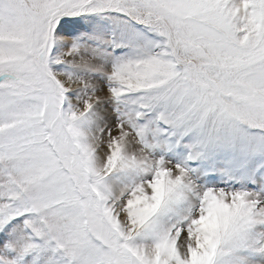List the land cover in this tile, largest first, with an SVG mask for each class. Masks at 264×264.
I'll list each match as a JSON object with an SVG mask.
<instances>
[{
    "label": "snow or ice",
    "instance_id": "obj_1",
    "mask_svg": "<svg viewBox=\"0 0 264 264\" xmlns=\"http://www.w3.org/2000/svg\"><path fill=\"white\" fill-rule=\"evenodd\" d=\"M0 264H264V0H0Z\"/></svg>",
    "mask_w": 264,
    "mask_h": 264
}]
</instances>
